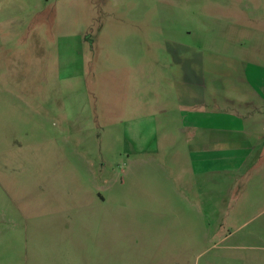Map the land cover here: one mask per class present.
<instances>
[{
	"label": "rangeland",
	"instance_id": "obj_1",
	"mask_svg": "<svg viewBox=\"0 0 264 264\" xmlns=\"http://www.w3.org/2000/svg\"><path fill=\"white\" fill-rule=\"evenodd\" d=\"M244 71L264 0H0V264H264V144L217 160L183 121Z\"/></svg>",
	"mask_w": 264,
	"mask_h": 264
},
{
	"label": "crops",
	"instance_id": "obj_2",
	"mask_svg": "<svg viewBox=\"0 0 264 264\" xmlns=\"http://www.w3.org/2000/svg\"><path fill=\"white\" fill-rule=\"evenodd\" d=\"M245 72V71H244ZM183 85L197 86L200 78L182 75ZM244 93L243 99L237 101V107L232 110H196L188 118L183 116L184 124L194 130L193 142L197 151L209 154L215 159L227 158L229 163L236 164L241 156L252 158L257 156L261 145L264 144V97L260 95L264 88H256L247 72L241 73ZM181 79V76H179ZM193 78V79H190ZM185 90H187L184 87ZM194 97L186 99L185 104L199 107L206 105L196 93ZM187 102V103H186ZM185 109V107H184ZM185 112V110H184ZM185 114V113H184ZM183 114V115H184Z\"/></svg>",
	"mask_w": 264,
	"mask_h": 264
}]
</instances>
